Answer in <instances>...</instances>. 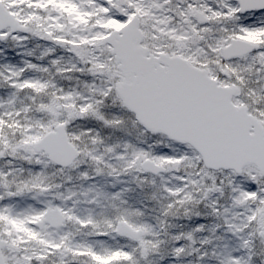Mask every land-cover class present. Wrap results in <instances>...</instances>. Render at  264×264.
<instances>
[{
  "label": "snow or ice",
  "instance_id": "obj_1",
  "mask_svg": "<svg viewBox=\"0 0 264 264\" xmlns=\"http://www.w3.org/2000/svg\"><path fill=\"white\" fill-rule=\"evenodd\" d=\"M0 264H264V0H0Z\"/></svg>",
  "mask_w": 264,
  "mask_h": 264
}]
</instances>
